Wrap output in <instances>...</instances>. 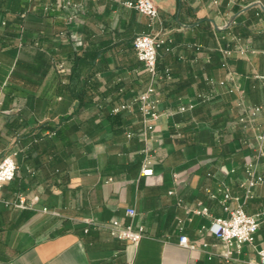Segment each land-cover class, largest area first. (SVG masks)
Masks as SVG:
<instances>
[{"label":"crops","instance_id":"obj_1","mask_svg":"<svg viewBox=\"0 0 264 264\" xmlns=\"http://www.w3.org/2000/svg\"><path fill=\"white\" fill-rule=\"evenodd\" d=\"M47 1L28 5L36 7L28 15V29L31 36L38 35L42 47L54 49L65 61L75 41L80 52L90 47L107 58L104 63L100 55L92 67L83 64L75 79L79 85L88 69L95 72L93 100L124 101L109 87L118 75L125 79V97L144 88L149 76L143 66H128L134 58L128 45L134 35L149 31L144 15L125 7V0H69L77 7L55 8L44 15L41 6ZM152 1L159 21L153 28L166 31L170 38V49L158 50L157 67L159 71L168 68L172 79L159 85L161 116L149 141L151 176L140 174L143 140L126 136L127 131L140 130L138 115L124 113L111 123L105 118L106 111L73 109L76 100L64 90L70 81L67 64L58 74L32 46L20 48L16 54L6 33L9 41L0 46V104L11 111L0 115V158L16 150L17 170L1 190L0 264L259 261L257 250L264 248V183L254 188V196L243 205L247 214H258L254 243L244 244L229 260L208 258L212 244L220 248L218 240L201 231L210 217L195 215L184 224L183 232L199 246L196 249L178 244L175 219L184 216L182 205L198 201L208 207L211 217L227 216L220 203L222 195L216 190L220 182L239 201L243 199L242 165L245 156L254 154L243 138L252 142L253 131L243 133L236 125L238 93L228 88L238 86L247 104L264 103V0H219L218 5L211 0ZM1 4L8 11L0 12V22L11 20L7 0ZM71 12L78 15L77 29L56 39L52 32L64 27V17ZM232 36L253 52L231 55L225 68L219 49L232 47ZM16 56L18 67L14 66ZM227 69L235 72L233 79L214 87L210 101L177 112L179 105L194 100L197 93L211 90L205 77L224 79ZM61 120L60 136L31 142L43 131L42 122ZM256 123L261 124V115ZM256 169L264 177V156ZM208 191L216 198H210ZM20 197L24 208L14 206ZM178 198L182 205L177 204ZM126 207L135 208L133 223L145 229L137 244L114 239L98 227L112 219L128 222ZM202 243L207 246L203 248Z\"/></svg>","mask_w":264,"mask_h":264},{"label":"built area","instance_id":"obj_2","mask_svg":"<svg viewBox=\"0 0 264 264\" xmlns=\"http://www.w3.org/2000/svg\"><path fill=\"white\" fill-rule=\"evenodd\" d=\"M211 1L214 5L219 4V0ZM123 4L125 7L134 9L136 12L147 18V27L149 28V31L136 34L132 39V48L137 60L142 63L143 71L148 74L149 80L144 88L140 90L135 97L128 101H122L112 109V112L115 113L120 110L132 112L134 105L137 104L141 128L136 135L144 142L140 174L142 176H151L153 174L151 167L152 152L151 147L149 146V141L152 137V133L155 131L156 122L161 116V112L159 111L161 99L159 85L161 82H168L172 79L168 68H164L162 71L157 69L156 61L158 50L160 48H164L166 51L170 49L168 46L170 38L166 31L161 29L154 30L153 28L155 23L159 21L157 16V7L152 0H125ZM54 7H58L65 11L71 8H76L77 4H74L69 0H56L54 3L45 2L42 4V9L44 11L51 10ZM68 18L70 21H78V15L76 12H71ZM1 23H3V20ZM231 38L233 43L232 47L227 45L226 47L219 49L221 54V66L225 68H228L227 59L231 55L236 54L244 56L248 52H253L252 49H249L241 42L239 37L232 36ZM59 67L61 68V71L64 69L62 64H60ZM234 75L235 72L227 69L224 79L215 80L205 77V82L211 86V90L206 93H197L194 100H191L186 104L179 105L177 112L190 110L197 102L210 101L213 95L214 87L225 86L226 80H232ZM228 91L231 93H238L236 100V125L243 133L247 130L253 131L252 142L243 138V143L250 146V148L254 151L252 156H245L242 165L244 177L240 186L243 189V199L242 201H239V197L232 195L230 188L224 182H220L216 190L222 195L220 203L222 205V209L228 213L227 216L211 217L208 207L203 205L200 201L193 205L184 206L182 205V200L178 198L177 204L182 205L184 216L176 217L175 219V225L179 231L178 244L189 249H196L199 246L192 243L183 232L184 224L192 221L195 215L210 217L209 224L202 227L201 231L218 240L220 248L217 247L216 243L212 244L211 246L213 249L208 251V258L217 256L223 260L231 259L233 253L239 252L244 244L252 245L254 243L255 233L258 228V214H247L243 205L246 200L254 196V188L257 185L264 183L263 175L259 174L256 169L257 161L264 156V103L247 104L244 101L242 91L238 86L233 85L228 88ZM258 115H261L260 125H257L256 123ZM133 135H135V133L132 131L126 132L127 137H131ZM16 155L17 151L11 150L8 154H5L0 158V201L3 185L12 181L15 176L17 170V164L15 162ZM173 176L175 175L173 174ZM168 193L171 194L173 191L170 190ZM208 196L212 199L216 198V194L212 191H208ZM229 202L235 203L234 206L229 205ZM5 204L8 203L5 202ZM14 206L24 208V199L20 197L18 202L14 203ZM43 210L45 211L46 208H43ZM261 213L264 214V206L262 207ZM125 216L129 218L128 222H124L119 219H112L106 224L99 225L98 227L105 229L114 239L131 244H137L144 236V226L141 224L135 225L133 223V218L136 216V210L134 207H126ZM201 246L205 248L207 244L202 243ZM257 253L259 256L257 264H264V248L258 249ZM125 264H131V262L126 261Z\"/></svg>","mask_w":264,"mask_h":264},{"label":"trees","instance_id":"obj_3","mask_svg":"<svg viewBox=\"0 0 264 264\" xmlns=\"http://www.w3.org/2000/svg\"><path fill=\"white\" fill-rule=\"evenodd\" d=\"M4 1V0H3ZM41 1V0H40ZM50 3L56 2V0H50L47 1ZM32 3L35 5V0H7V8H9V12H12L13 17L11 20H3V23L0 22V46H2V43L5 40H8L6 38V33L9 36V40L12 41V46H15V52L18 53V50L20 48H24L25 46H32L36 49V51H39V54L43 57L44 64H48L56 73H61V68L59 67L60 64L63 66L65 63L66 66L69 67V84H65L64 90L69 92L71 97L76 100L75 105L73 106V109H79V108H85V109H93L97 112L106 111L105 118L113 123L117 122L119 118L124 115V113H131V114H138V106L137 104L134 105L133 111L128 112L126 110H120L118 112H112V109L121 103L122 101L114 102H104V100L97 99L96 101L93 100V94H94V75L95 72L91 70H87L84 75L81 77V83L79 85L76 84L75 79L79 77L80 67L84 65H88V67H92L94 62L101 57L102 53L99 51H96L94 48L87 47L86 49L82 50L80 52L79 45L73 41L72 45V51L70 53V56L65 61L61 59L60 56H58V53L54 49H45L42 47V44L39 40L38 35H32L28 29V15L36 10V7L29 8V4ZM58 8V7H56ZM55 10V7L51 10L44 11L41 6V12L44 15H48L50 11ZM59 10H62L59 8ZM8 11L5 7H2L1 0H0V12H6ZM23 14V15H22ZM64 27L61 29L54 30L52 32L53 37L56 39H61L64 35H69L73 32V30H76L77 23L74 21H70L68 17H64ZM41 33V32H40ZM38 34V33H37ZM135 36V35H134ZM8 40V41H9ZM14 44V45H13ZM104 44V42H103ZM169 46V45H168ZM132 47V43L128 45V48ZM1 48V47H0ZM133 49V48H132ZM162 52H166L164 48H161ZM134 52V51H133ZM101 60L105 63L107 62V58L102 55ZM42 61V62H43ZM131 63L128 64V66L134 65L135 68L142 67V63L139 62L134 54V58L131 60L129 59ZM158 61V56H157ZM156 61V66H157ZM19 59L16 56L14 61V66L18 67L19 65ZM134 68V69H135ZM158 69V67H157ZM29 67L26 68V71L29 73ZM135 72V71H134ZM117 78V79H116ZM116 78L112 79L110 88L114 91L116 98L123 97L124 101H128L135 97L137 93H132L128 97H125V79L123 76H116ZM73 83H72V82ZM2 104H0V109L2 108ZM108 104V105H107ZM195 106V105H194ZM68 119V118H67ZM13 122V119L9 116L7 117V124L9 127H11V124ZM63 120H61L59 123L55 124H48V122H42L39 126L43 127V131L41 133L36 134L32 139L31 142H37L39 140H45V139H52L54 137L60 136V129L62 127ZM135 133V131H132Z\"/></svg>","mask_w":264,"mask_h":264},{"label":"rangeland","instance_id":"obj_4","mask_svg":"<svg viewBox=\"0 0 264 264\" xmlns=\"http://www.w3.org/2000/svg\"><path fill=\"white\" fill-rule=\"evenodd\" d=\"M6 13V12H4ZM9 13V12H8ZM8 111H11V110H7V109H0V115L1 114H4V113H8ZM4 112V113H3Z\"/></svg>","mask_w":264,"mask_h":264}]
</instances>
